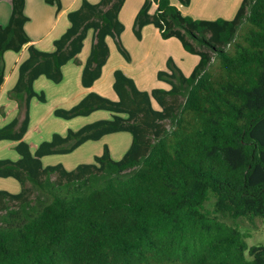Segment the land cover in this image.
<instances>
[{"label": "trees", "instance_id": "1", "mask_svg": "<svg viewBox=\"0 0 264 264\" xmlns=\"http://www.w3.org/2000/svg\"><path fill=\"white\" fill-rule=\"evenodd\" d=\"M125 1L81 0L67 13L69 27L53 51L43 52L24 29L25 0H11L9 21L0 25V87L5 54L26 47L27 56L8 93L23 119L0 128V142L16 143L19 156L0 160V178L20 185L16 194L0 191V264H264V246L248 247L236 224L264 219V0H242L231 20L193 19L170 0H144L134 36L141 40L142 29L152 26L162 40L176 39L198 57L190 76L169 58L156 74L168 88L141 91L116 69V100L89 92L53 111L62 120L98 111L109 119L53 134L34 151L24 141L30 101L46 102L34 82L59 84L65 65H79L89 32L84 89L102 76L108 39L130 61L120 41ZM44 2L62 9L61 0ZM118 133L131 137L119 160L104 145L92 163L73 170L42 163Z\"/></svg>", "mask_w": 264, "mask_h": 264}, {"label": "crops", "instance_id": "2", "mask_svg": "<svg viewBox=\"0 0 264 264\" xmlns=\"http://www.w3.org/2000/svg\"><path fill=\"white\" fill-rule=\"evenodd\" d=\"M80 1L81 0H69L67 5H65L62 1V9L60 12H57V11H55V9H56L55 7L47 5L44 2V0H25L24 13L29 18V21L25 24L24 29H25L27 35L29 36V38L31 40L30 44H33L36 48H38L39 50H41L43 52H52L54 49L53 48V42L56 39L60 38L69 27L68 21L66 19L67 13L69 11L75 9L79 5ZM88 1L90 3L95 4V3H98L99 0H88ZM143 2H144V0H126L125 1L124 5H123V7L119 13V20L124 25V31H123L122 35L120 36V40H121V38H123V36L127 30H129V29L133 30V24H134L136 14L138 13L139 9L141 8ZM170 2L172 5L176 6L181 11L182 14L189 16L186 14V11L191 6L192 3L190 4L189 7H182L179 4L178 0H170ZM191 2H192V0H191ZM202 2L205 4V0H202ZM241 2H242V0H232L231 3H229V0H228V1L224 2L221 7H219V6L211 7L210 10L208 11V13H205V16H200V17H196V18L197 19H203V20H216L218 18L231 20L234 17V15H235L237 9L239 8ZM223 6H225V8ZM11 8H12L11 0H0V25L1 26H5L8 23L9 18H10V14H11ZM53 8H55V9H53ZM149 28H152L151 30H153V33H151V35L153 37V45L148 47L145 50V52L143 53V61H150L152 71L154 70V73L157 74L159 71L165 69L167 60L169 58L173 57L172 56V54L174 53L173 49H174V51H177L178 47H177V43H175V41H174L176 39L164 40L165 42H171V44L169 46H165L167 51H168L167 53L166 52L161 53V51H158L155 48V45L160 44L159 38L161 39L159 32L155 28H153L152 26L144 27L141 31V39H143L144 32L146 30H148ZM110 40L111 39L107 40L108 47H109L108 61H110V58L113 54V52H111V47L109 44ZM91 41H92V33L89 32L86 36L85 41H84L82 51L78 55L79 65H76L73 62H70L62 68L63 78L61 81L62 82L61 85H63L65 81L74 82L73 88L68 89L69 86H67L66 90L67 89L68 90L63 92V94H64L63 97L68 99L67 100V106L71 105V106H69L70 108L73 107L74 105H76L89 92L98 93L97 90L100 87L104 86L103 80H101V78H103L102 77L103 72H104V69L106 68L108 61L102 69L101 78L93 85V87L91 89H84L80 84L82 67L85 64V62L89 56ZM173 41H174V43H173ZM10 54H11V52H8L5 54V57H4L5 63H6V78H5L2 86L0 87V106L7 102L8 105L10 106L11 114L14 116L15 113L17 114V112H19V109H18L17 103L8 96V93L14 87V85L17 81L18 65L23 60H25V58L27 56L26 47H24L22 49V51L18 54L12 53L13 56ZM191 56H194V55H191ZM194 57L197 58V60L194 62V67H195V65L198 63V57L197 56H194ZM7 58H9L12 61L9 69H8ZM124 68L125 67L123 65V62L116 55V63L108 70L110 71V75L112 76L113 72L116 69H124ZM41 78L42 77L37 79L33 84V89L37 94H40V93L44 94V92H42V90H39L36 88L38 82H43V81H41ZM160 83H162V82H160ZM42 84H44V83H42ZM106 84H107V89L109 92H110L109 89H110V85H111V92L112 93L109 94L110 99L116 100V96H115L113 89H112L113 76H112V81L109 84L108 83H106ZM162 84H164V83H162ZM164 85H165V89H167L168 88L167 85L166 84H164ZM157 88H159V87H157ZM152 89H154V88H152ZM37 102H39V101L35 98L30 101L29 126H28L27 133L24 136V141L26 140V137H27L28 132L30 130V124L32 121L31 106L33 104H36ZM69 107H67V109H69ZM56 108H60V107H53V111ZM0 109H2V107H0ZM53 111H52V114H53ZM98 112H102V111H98ZM98 112H95V113H98ZM2 113H3V116L5 115L4 119H6V114L3 110H2ZM95 113L91 114L90 116L94 115ZM90 116H88V117H90ZM108 116L107 117H100L101 119H96L93 122L98 121V120L109 119ZM15 117L10 122H12L14 119H16ZM17 118L22 120L23 114L20 115V112H19ZM84 118H87V117H84ZM4 122H5V120H4ZM10 122H7L6 124L0 126V128L9 124ZM93 122H91V123H93ZM74 131H76V130H74ZM66 132H65V134H66ZM53 134H58V133H53ZM65 134L62 133L59 135L63 136ZM103 139H104V137L101 140L96 141V142H86L83 145H81L79 148H77L75 151H73L72 154L73 153L76 154L80 150H84L86 153H84L83 156L85 158L88 157L91 160H90V162H85V163H81V164L92 163L93 158L102 153L103 147L102 148L101 147H98V148L95 147L94 150H96V149L97 150L93 151L91 144L92 143H98L99 144V143L103 142ZM43 142H45V141H43ZM130 142H131V137H130ZM130 142L128 143L127 141H125V139H123V141H122V139H120L118 137V139H116V142L114 143V148H112L108 144H104V145H107L109 147L110 154H111L112 158H113V155H112L113 150H116L118 148L122 149L119 153L116 154L117 158H113L115 160H119L123 156V154L126 152V150L128 149ZM0 143H2V145L0 146V154L8 155V156H4L3 158H0V160L9 159V160L16 161L19 158L18 154L14 150L16 143L7 142V141H3ZM29 147H30L31 151H34L38 146L34 149L30 145H29ZM13 150H14V152H13ZM14 194H16V193H14Z\"/></svg>", "mask_w": 264, "mask_h": 264}, {"label": "rangeland", "instance_id": "3", "mask_svg": "<svg viewBox=\"0 0 264 264\" xmlns=\"http://www.w3.org/2000/svg\"><path fill=\"white\" fill-rule=\"evenodd\" d=\"M67 5L69 0H61V3ZM228 0H205V4L202 2V0H192L191 6L187 9L186 14L190 17L197 19L196 17L205 16V13H208L211 7L219 6L221 7L224 2ZM232 0H229V3H231ZM54 7V6H53ZM225 8V6H223ZM55 9V8H53ZM56 11V9H55ZM225 17V16H224ZM152 28H149L144 32L143 39L138 40L134 34L133 30L129 29L125 32L123 38H121V43L127 53L129 54L130 61L126 62L124 58L119 54V52L116 50V47L112 40L109 41L111 52H113L110 61H108L106 68L103 72V85L97 90V94H100L101 96H104L105 98L110 99V93L111 92V85H110V92L107 89V84L112 81V76L110 75V69L115 63H116V55L118 58L121 59L124 65V69L122 70L128 77L132 78L137 86V88L141 91H150L152 88H162L165 89V85L158 82L156 79V74L154 73V70L151 69V63L150 61H143V53L145 50L153 45V37L151 33H153ZM175 43H177L178 50L174 51L171 59L173 60L175 66L179 68L185 76H190V74L193 71L194 62L197 60L196 57L191 56L184 52L182 47L180 46L179 42L174 40ZM173 41V43H174ZM160 44L155 45V48L158 51L162 52H168L165 46H169L171 42H165L164 40H161L159 38ZM14 54V53H13ZM11 53L10 55L13 56ZM8 57V56H7ZM11 60L7 58L8 63V69L11 66ZM109 72V73H108ZM41 81L38 82L36 88L39 90H42L44 92V95L46 97L45 103L37 102L36 104H33L31 106V117L32 121L30 124V130L28 132V135L26 137L25 142L29 144L33 149L36 148L41 142L50 140L53 133L58 134H65L67 130H77L80 127L93 122L96 119H101L100 117H107L109 114L106 112H98L94 115L84 118L79 117L72 120H62L55 118L52 114L53 107H60L67 109V100L63 94L64 91H67L70 88L74 87V82L65 81L63 85H61L62 82L59 84H54L45 78H41ZM44 83V84H42ZM61 85V86H60ZM67 86L69 88L66 90ZM81 87V86H80ZM111 100V99H110ZM66 106V107H65ZM2 109H0V126L6 124L7 122H10L15 116L17 118L18 113H15L13 116L10 112V106L8 103H4L1 105ZM156 107V106H155ZM70 108V107H69ZM2 110L6 114L3 116ZM23 113L20 112V115ZM109 118V116H108ZM5 120V122H4ZM125 139L128 143L130 142V135L127 133H119V134H113L109 135L108 137H104L103 142L101 143H92V150H94L95 147H103L104 144L110 145L112 148H114V143L116 142V139ZM2 143H0V146ZM101 145V146H100ZM102 150V149H101ZM122 149L118 148L116 150H113V158H117L116 154L119 153ZM14 152V150H13ZM101 152V151H100ZM86 153L84 150H80L76 154H67V155H54V156H47L42 159V163L44 166H53L56 164L63 165L67 170H73L78 164L90 162L91 159L88 157L85 158L83 155ZM4 156L0 154V158H3ZM20 190V185L13 179H2L0 178V191H7L9 193H17ZM207 208L211 209V205L208 204ZM223 220L228 223L232 224V220L224 217ZM236 224L239 228V230L245 234L246 236V243L248 247L251 246H264V219L255 218V219H247L243 218L238 221H236Z\"/></svg>", "mask_w": 264, "mask_h": 264}]
</instances>
